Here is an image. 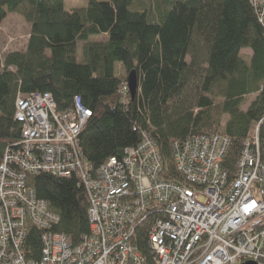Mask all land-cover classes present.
Wrapping results in <instances>:
<instances>
[{
	"label": "trees",
	"instance_id": "16d2710c",
	"mask_svg": "<svg viewBox=\"0 0 264 264\" xmlns=\"http://www.w3.org/2000/svg\"><path fill=\"white\" fill-rule=\"evenodd\" d=\"M8 13L30 32L23 50L0 54V156L20 137L16 97L35 92L49 93L58 111L79 97L91 112L79 147L92 169L146 135L158 149L163 177L173 180L180 178L174 141L223 134L229 139L223 163L233 171L241 145L264 118V26L249 0H89L68 11L63 0H0V23ZM132 70L133 98L119 92ZM259 133L264 137V120ZM25 183L58 215L53 231L73 243L87 234L88 200L75 176L30 174ZM152 218L134 242L149 264ZM40 232L28 230L29 257L39 256Z\"/></svg>",
	"mask_w": 264,
	"mask_h": 264
},
{
	"label": "built area",
	"instance_id": "2783aa9c",
	"mask_svg": "<svg viewBox=\"0 0 264 264\" xmlns=\"http://www.w3.org/2000/svg\"><path fill=\"white\" fill-rule=\"evenodd\" d=\"M249 1L264 26V0ZM126 90L123 84L119 92ZM90 116L79 97L65 111L47 92L16 97L20 137L0 156V264H149L134 242L151 216L150 264H264V118L240 148L233 171L223 163L229 146L223 134L174 141L180 178L173 180L163 177L158 149L146 135L120 158L92 169L79 147ZM40 173L73 175L83 186L89 230L78 243L52 230L58 215L26 185L27 175ZM35 227L41 247L33 258L25 242Z\"/></svg>",
	"mask_w": 264,
	"mask_h": 264
},
{
	"label": "rangeland",
	"instance_id": "374dc122",
	"mask_svg": "<svg viewBox=\"0 0 264 264\" xmlns=\"http://www.w3.org/2000/svg\"><path fill=\"white\" fill-rule=\"evenodd\" d=\"M88 1L89 0H63V4L65 10L68 11L75 7L86 6ZM29 32V25L19 15L8 13L0 23V54L3 55L5 52L10 50H23L29 37ZM242 53L250 54V51L245 49L242 50ZM81 59V48L79 45L77 50V60L81 62ZM120 73L121 72L117 70L116 74ZM254 97L255 96H252L243 105L244 110H246Z\"/></svg>",
	"mask_w": 264,
	"mask_h": 264
},
{
	"label": "water",
	"instance_id": "95a60500",
	"mask_svg": "<svg viewBox=\"0 0 264 264\" xmlns=\"http://www.w3.org/2000/svg\"><path fill=\"white\" fill-rule=\"evenodd\" d=\"M126 84L128 87L129 95L131 98H133L136 92V85H137L136 75L133 70L128 73L126 77ZM239 264H255V263L251 261H245Z\"/></svg>",
	"mask_w": 264,
	"mask_h": 264
},
{
	"label": "bare ground",
	"instance_id": "6f19581e",
	"mask_svg": "<svg viewBox=\"0 0 264 264\" xmlns=\"http://www.w3.org/2000/svg\"><path fill=\"white\" fill-rule=\"evenodd\" d=\"M242 146V145H241Z\"/></svg>",
	"mask_w": 264,
	"mask_h": 264
}]
</instances>
